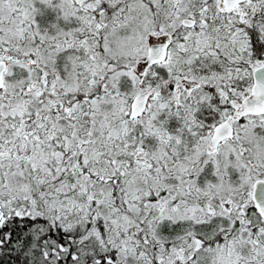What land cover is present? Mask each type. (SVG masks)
Returning a JSON list of instances; mask_svg holds the SVG:
<instances>
[{
	"label": "snow or ice",
	"instance_id": "6c2138e0",
	"mask_svg": "<svg viewBox=\"0 0 264 264\" xmlns=\"http://www.w3.org/2000/svg\"><path fill=\"white\" fill-rule=\"evenodd\" d=\"M0 264H264V0H0Z\"/></svg>",
	"mask_w": 264,
	"mask_h": 264
}]
</instances>
